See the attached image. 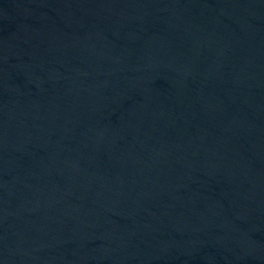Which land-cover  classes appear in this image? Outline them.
<instances>
[{"label":"water","instance_id":"water-1","mask_svg":"<svg viewBox=\"0 0 264 264\" xmlns=\"http://www.w3.org/2000/svg\"><path fill=\"white\" fill-rule=\"evenodd\" d=\"M0 264H264V0H0Z\"/></svg>","mask_w":264,"mask_h":264}]
</instances>
